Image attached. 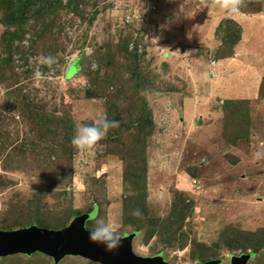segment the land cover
<instances>
[{"label": "rangeland", "instance_id": "374dc122", "mask_svg": "<svg viewBox=\"0 0 264 264\" xmlns=\"http://www.w3.org/2000/svg\"><path fill=\"white\" fill-rule=\"evenodd\" d=\"M236 2L0 0V230L96 212L86 228L138 233L140 256L264 264V0ZM229 99L249 105L229 114ZM100 115L120 126L79 152L76 125Z\"/></svg>", "mask_w": 264, "mask_h": 264}, {"label": "water", "instance_id": "95a60500", "mask_svg": "<svg viewBox=\"0 0 264 264\" xmlns=\"http://www.w3.org/2000/svg\"><path fill=\"white\" fill-rule=\"evenodd\" d=\"M95 213L74 217L70 225L61 230L37 225L16 230H0V256L41 252L50 255L56 262L66 255H77L102 264H170L160 254L152 257L137 255L133 250V241L138 235L135 232L122 236L123 247L117 252L109 253L104 247L93 244L89 240L90 230L86 228V222L95 217ZM251 257L253 253L233 256L232 264H247ZM215 263L216 261L198 264Z\"/></svg>", "mask_w": 264, "mask_h": 264}, {"label": "clouds", "instance_id": "9594fccd", "mask_svg": "<svg viewBox=\"0 0 264 264\" xmlns=\"http://www.w3.org/2000/svg\"><path fill=\"white\" fill-rule=\"evenodd\" d=\"M213 2L221 7L229 8L233 12L237 11L239 7L236 0H213ZM44 62L51 66L55 63V58L48 56ZM95 67L96 65H93V70H95ZM40 74L39 70L35 73L37 77ZM119 126L118 120H110L106 115H100L92 123H78L71 143L79 152L91 154L106 138L110 130ZM136 215L139 216L140 213H136ZM89 240L93 244L104 247L109 253L117 252L123 247V237L117 225L104 219L96 221L95 226L89 231Z\"/></svg>", "mask_w": 264, "mask_h": 264}, {"label": "trees", "instance_id": "16d2710c", "mask_svg": "<svg viewBox=\"0 0 264 264\" xmlns=\"http://www.w3.org/2000/svg\"><path fill=\"white\" fill-rule=\"evenodd\" d=\"M227 22L230 24L229 28L230 30L226 31L227 33V37L230 38L232 40V44L235 46V44H237V42L239 41L240 37L238 38L237 30H239L241 28L240 31H242V27L239 23H237V21L235 19H228ZM237 29V30H235ZM226 29H224L225 31ZM232 45L233 49L232 51L234 52V46ZM230 54V53H229ZM261 95H264V91L261 93ZM249 100L248 99H229L227 100L224 109L227 113L229 114H234L235 110L238 109L239 105L241 103L242 106H248L249 105ZM241 117H235V120L240 119ZM151 121H149L150 123ZM145 129V128H143ZM145 135V134H144ZM146 136V135H145Z\"/></svg>", "mask_w": 264, "mask_h": 264}]
</instances>
